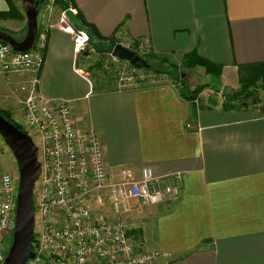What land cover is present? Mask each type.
<instances>
[{"label": "crops", "instance_id": "crops-1", "mask_svg": "<svg viewBox=\"0 0 264 264\" xmlns=\"http://www.w3.org/2000/svg\"><path fill=\"white\" fill-rule=\"evenodd\" d=\"M72 1L103 37L122 28L149 38L151 52L169 62L196 51L220 66L193 97L196 85L187 81L184 90L172 80L94 90L86 62L95 53H76L72 35L58 25V5L50 15L46 2L39 11L38 92L69 101L79 124L95 130L109 179L125 168L136 176L143 167L181 174L178 199L125 214L129 237V219H145V245L171 252V264H264V114L251 105L223 107L224 94L250 76L248 67L264 63V0ZM7 8L0 0V11Z\"/></svg>", "mask_w": 264, "mask_h": 264}, {"label": "built area", "instance_id": "built-area-1", "mask_svg": "<svg viewBox=\"0 0 264 264\" xmlns=\"http://www.w3.org/2000/svg\"><path fill=\"white\" fill-rule=\"evenodd\" d=\"M45 2L50 15L54 0ZM66 9L74 11L71 5ZM64 10L58 25L72 35L76 53H97L86 33L70 22ZM108 43L111 47L97 54L120 67L117 90L164 84L163 73L134 67L111 52L120 44L143 56L151 51L149 38H133L118 28ZM41 64L37 42L28 50L16 51L0 40L1 73H34L13 117L14 124L34 141L40 167L36 199L34 196V257L26 264H171V252L142 249L129 237L124 216L139 209L140 204L178 199L181 174L155 175L143 167L136 176L125 168L119 179L111 181L102 141L95 130L79 124L69 101L39 94L36 72ZM17 193V178L0 168V264L12 241Z\"/></svg>", "mask_w": 264, "mask_h": 264}, {"label": "water", "instance_id": "water-1", "mask_svg": "<svg viewBox=\"0 0 264 264\" xmlns=\"http://www.w3.org/2000/svg\"><path fill=\"white\" fill-rule=\"evenodd\" d=\"M41 0H22L25 10L26 31L22 38L18 39L12 34L0 28V40L9 44L16 51L30 49L37 41L38 25L37 16L40 11ZM42 2V1H41ZM42 4V3H41ZM64 13L70 22L88 36V43L97 53L106 52L103 41L99 40L91 28L81 24L76 13L71 9H65ZM112 55L128 61L137 68H149L147 60L120 44L112 48ZM0 134L11 150L18 166V193L15 211V226L7 255L3 264H26L34 257L32 251L34 228V188L38 179L40 167L38 162L37 147L32 138L22 131L13 122L7 120L0 113Z\"/></svg>", "mask_w": 264, "mask_h": 264}, {"label": "rangeland", "instance_id": "rangeland-1", "mask_svg": "<svg viewBox=\"0 0 264 264\" xmlns=\"http://www.w3.org/2000/svg\"><path fill=\"white\" fill-rule=\"evenodd\" d=\"M15 3H16L15 6L18 8V12L20 14L19 17L11 18V19H0V27L8 31H11L14 37L22 38L26 31V24L24 26V20H26L25 10L22 4V0H15ZM43 5H45V0H43L41 7H39L40 11L42 10ZM106 44L108 47H111L109 46L108 42H106ZM152 64L159 67L162 66V63L160 61H154L152 62ZM86 66L89 67L90 73H92L91 74L92 81L96 85L105 84L106 87L104 88L106 91L111 89H118L121 80V78L119 77L120 67L113 65V62L107 56L104 55L102 56L101 54L95 53V55H92L89 58L88 62H86ZM177 66L179 67L177 71H180L185 77L186 81L193 86L196 85L197 83L210 82L211 78L213 77L208 74L201 75L202 73L201 69L184 67L181 62L180 64H177ZM166 68L161 67V69H166ZM249 70L251 73H253L252 69ZM14 73L16 74H7L0 72V108L7 109L12 117L17 116L21 105V101L23 100L25 94L27 93V89L29 87V80L32 77V75H30V73L28 72H14ZM161 73L165 75V77L161 80V83H167L169 82V80H172L174 81L175 85L178 88H181L180 84L175 79L172 78V75L170 76L164 72ZM261 82L262 80L260 78L259 79L257 78L255 82L256 84L255 87L261 86ZM219 84L220 83H218V86ZM253 88H254L253 86L250 87V89ZM254 95L259 99H264V90L259 88L256 90ZM255 113L260 115L259 110L256 111ZM0 167L2 171H6L10 173L18 180V166L16 160L1 134H0ZM37 193H38V189L36 186L34 190L35 199L37 197ZM145 212L146 214H150V212H152V206H145L144 213ZM143 221H145V219ZM143 221H141V219L137 220L136 218L131 217L127 223H129L128 224L129 233L133 236L132 238L136 240L138 246L142 249H148L143 239V235H144V231H143L144 225H142ZM137 224H141V226L140 225L138 226Z\"/></svg>", "mask_w": 264, "mask_h": 264}, {"label": "trees", "instance_id": "trees-1", "mask_svg": "<svg viewBox=\"0 0 264 264\" xmlns=\"http://www.w3.org/2000/svg\"><path fill=\"white\" fill-rule=\"evenodd\" d=\"M43 2V0H41ZM40 1V6L41 2ZM6 3L8 5V8L6 10H1L0 11V19H11V18H16L19 17V12L18 8L15 6L12 0H6ZM54 3L60 7V9L64 10L68 8L70 5L72 8L76 10V15L81 22V24L87 28H91L95 34V36L103 41L104 45L106 42L112 41V36L111 37H103L98 33L96 28L94 27L93 24L88 23L85 21L83 18L82 13L80 10L77 8V6L74 4L72 0H54ZM1 29L7 31L8 33L12 34L11 31H8L2 27ZM39 34V31H38ZM18 39H20L18 37ZM107 46V44H106ZM143 57L147 60V62L150 64V67L147 68L149 70L157 71V72H164L167 73L168 75H172V78L175 79L182 87V89H186V79L183 76V74L178 70V66L175 63H169L166 58L161 57L155 53H152L151 51L148 54L143 55ZM154 61H160L162 63L161 67L167 68L166 69H161V67L153 65L152 62ZM182 65L187 68H193L195 66H200L204 68L205 72L207 74H210L212 76L218 77L219 76V71H220V66L218 64H215L206 58L200 56L196 51H191L188 53L183 54V59L181 61ZM249 69H252L253 73L250 74V78H244L241 80V83L236 90L228 91L225 93V99L223 102V107L224 109H233L236 107H242L243 105L246 106H254L257 107L260 113L264 114V99H259L257 98L254 94L257 89L261 88L264 90V63L263 64H255V65H250L248 67ZM256 70V71H255ZM261 79V86L255 87V82L256 79ZM207 84H198L195 86V88L192 90V97L197 94L200 90H202ZM253 86V89H250V87ZM101 89L104 90L106 87L105 84H99L98 86L94 85V90L95 89ZM104 88V89H103ZM181 93L184 94V91H181ZM186 96V95H184ZM253 96V97H252ZM0 113L10 122H14L13 117L9 113L7 109L0 108ZM136 241V240H135Z\"/></svg>", "mask_w": 264, "mask_h": 264}]
</instances>
